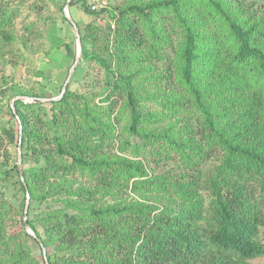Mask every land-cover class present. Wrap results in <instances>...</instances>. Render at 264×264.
I'll return each instance as SVG.
<instances>
[{"label":"trees","instance_id":"1","mask_svg":"<svg viewBox=\"0 0 264 264\" xmlns=\"http://www.w3.org/2000/svg\"><path fill=\"white\" fill-rule=\"evenodd\" d=\"M118 10L89 12L115 21L125 132L144 143L132 158L110 155L115 124L69 89L51 102L64 107L60 120L44 118L39 99L17 100L11 137L22 131L24 167H13L15 182L0 170L11 184L0 188V264H264V0H129ZM148 154L174 168L150 174ZM130 187L137 199L127 201Z\"/></svg>","mask_w":264,"mask_h":264},{"label":"rangeland","instance_id":"2","mask_svg":"<svg viewBox=\"0 0 264 264\" xmlns=\"http://www.w3.org/2000/svg\"><path fill=\"white\" fill-rule=\"evenodd\" d=\"M68 1L0 0L2 9L12 18L10 24L1 25L0 20V170L5 172L12 168L9 177L11 182L18 180L13 167L20 160L21 169L24 167L22 157L25 146H21L20 154L18 138L11 137V134L18 132L17 121L10 112L18 96L25 97L26 104L39 99L44 103V118L48 119V115L54 112L60 120L64 107L52 104L49 100L58 99L68 82L67 89L70 92L91 99L92 107L96 110L102 108L98 111L115 124L117 138L114 144L106 146L110 155L132 158L133 146L144 143L141 138L125 132L131 122V112L127 106L129 87L128 81L115 72L114 35L109 30L112 20L97 18L89 12H92L90 4L93 0H72L69 16L77 25L80 38L85 37L86 52L73 70L78 53V36L74 26L67 21ZM100 3L114 15L119 14L118 8L129 3V0H101ZM88 26H91L90 30ZM93 56L96 59H92ZM142 105L148 110L154 107L151 102ZM123 143L129 147H123L122 152L120 146ZM144 158H148L146 162L150 174L153 171L160 174L174 168L173 162L155 155H142L140 159ZM215 163L218 162L213 160L205 163L200 176L202 180L212 174ZM28 166V163L25 164V168ZM7 185L11 184L1 181L0 188L4 189ZM12 190L13 186H9L11 195L14 192ZM118 196L120 193L103 197V204L113 203ZM122 197L127 201L137 199L131 193V187Z\"/></svg>","mask_w":264,"mask_h":264},{"label":"water","instance_id":"3","mask_svg":"<svg viewBox=\"0 0 264 264\" xmlns=\"http://www.w3.org/2000/svg\"><path fill=\"white\" fill-rule=\"evenodd\" d=\"M71 2H72V0H69L68 3H67V6H66V17H67L68 21L74 26V28H75V30L77 32V36H78V53H77V58H76L75 65H74V68H73V70H75V68H76V66H77V64H78V62L80 60V57L82 55V41H81V38H80L79 29H78L77 25L72 21V19L69 16V7H70V3ZM67 87H68V82L63 87L61 96L58 99H50L49 101H59L63 97V95L66 93ZM16 100L24 101L25 97L18 96V97H16ZM35 102H36V100H35ZM12 108H13L14 112H16L14 105H12ZM21 146H22V131H20V138H19V152H20V154H21V148H22ZM18 168H19L20 171H22V169H21V160L18 163ZM27 198H28V202H29V198H30L29 194L27 195ZM25 225H26V229H27L28 233L34 236V233L28 227L27 218H25ZM44 255H46L45 250H44Z\"/></svg>","mask_w":264,"mask_h":264},{"label":"built area","instance_id":"4","mask_svg":"<svg viewBox=\"0 0 264 264\" xmlns=\"http://www.w3.org/2000/svg\"><path fill=\"white\" fill-rule=\"evenodd\" d=\"M100 1H101V0H93V1L91 2L90 7H91V10H92L93 12H98V11H100V10L107 9V6H103V5H101ZM110 24H111V28H112V29H115V27H116V26H115V21H112Z\"/></svg>","mask_w":264,"mask_h":264}]
</instances>
